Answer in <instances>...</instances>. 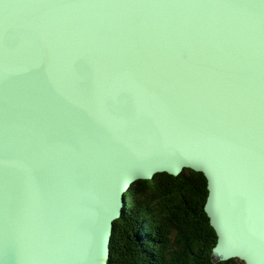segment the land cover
Masks as SVG:
<instances>
[{"label": "water", "instance_id": "1", "mask_svg": "<svg viewBox=\"0 0 264 264\" xmlns=\"http://www.w3.org/2000/svg\"><path fill=\"white\" fill-rule=\"evenodd\" d=\"M185 170L212 261L264 264V0H0V264H107Z\"/></svg>", "mask_w": 264, "mask_h": 264}, {"label": "trees", "instance_id": "2", "mask_svg": "<svg viewBox=\"0 0 264 264\" xmlns=\"http://www.w3.org/2000/svg\"><path fill=\"white\" fill-rule=\"evenodd\" d=\"M206 197L205 178L189 170L135 182L114 222L107 264H244L212 261L216 236L203 211Z\"/></svg>", "mask_w": 264, "mask_h": 264}]
</instances>
